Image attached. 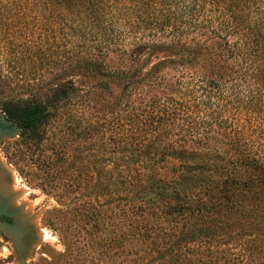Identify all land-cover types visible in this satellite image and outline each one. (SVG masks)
Returning a JSON list of instances; mask_svg holds the SVG:
<instances>
[{
    "label": "rangeland",
    "instance_id": "374dc122",
    "mask_svg": "<svg viewBox=\"0 0 264 264\" xmlns=\"http://www.w3.org/2000/svg\"><path fill=\"white\" fill-rule=\"evenodd\" d=\"M58 6L0 0V106L58 85L69 95L50 111L39 143L23 144L14 125L0 135V210L11 220L0 226V264H237L257 225L247 229L242 221L230 238L210 236L198 218L144 207L140 189L149 175L169 180L171 170L196 166L185 184L208 186L218 167L213 156L238 132H191L180 111L171 121L147 116L168 103L182 107L187 72L152 70L165 53L130 63L131 43L122 48L116 39V18L97 48L90 25L71 28ZM128 68L135 79L126 84L119 75Z\"/></svg>",
    "mask_w": 264,
    "mask_h": 264
},
{
    "label": "trees",
    "instance_id": "16d2710c",
    "mask_svg": "<svg viewBox=\"0 0 264 264\" xmlns=\"http://www.w3.org/2000/svg\"><path fill=\"white\" fill-rule=\"evenodd\" d=\"M54 1L62 4L56 8L57 16L72 22L71 28L83 31L90 25L97 48L108 40L106 23L116 18V39L122 48L131 43L130 63L165 53L167 58L156 60L152 70L179 67L187 72L184 81L188 82L181 81L189 89L182 107L168 103L148 111L147 116L165 115L171 121L180 111L191 120L185 119L187 127H194L191 132L215 128L239 133L227 140L222 155L213 156L212 163H218L213 183L188 188L185 183L189 173L199 169L196 166L192 171L184 168L185 173L171 170L169 180L149 175L140 194L144 207L157 204L164 216L198 218L207 224L204 229L210 236L230 238L241 229L233 227L242 221L251 226L247 229L257 225L259 232L242 244L240 259L234 261L253 264L264 260V134L258 138L240 133L264 132V0ZM124 71L119 75L122 82H133L130 68ZM68 85L73 88L71 82ZM54 87L48 95L0 106L7 121L20 130L23 144L39 143L42 132L38 131L50 111L69 96L65 86Z\"/></svg>",
    "mask_w": 264,
    "mask_h": 264
},
{
    "label": "flooded vegetation",
    "instance_id": "af4514ba",
    "mask_svg": "<svg viewBox=\"0 0 264 264\" xmlns=\"http://www.w3.org/2000/svg\"><path fill=\"white\" fill-rule=\"evenodd\" d=\"M0 113L2 114V117H0V135H3L9 132L8 131L9 125H14V126L16 125L12 122L7 121V119L5 118V116L3 115L1 111ZM10 223H11V220H10L9 215L4 210H0V226L8 227Z\"/></svg>",
    "mask_w": 264,
    "mask_h": 264
},
{
    "label": "bare ground",
    "instance_id": "6f19581e",
    "mask_svg": "<svg viewBox=\"0 0 264 264\" xmlns=\"http://www.w3.org/2000/svg\"><path fill=\"white\" fill-rule=\"evenodd\" d=\"M41 233H42V234H41L39 237H41V238H48V235H49L48 232H46V231H42Z\"/></svg>",
    "mask_w": 264,
    "mask_h": 264
}]
</instances>
